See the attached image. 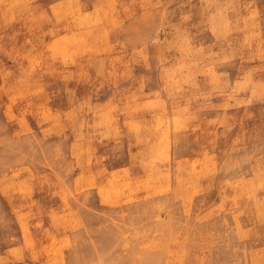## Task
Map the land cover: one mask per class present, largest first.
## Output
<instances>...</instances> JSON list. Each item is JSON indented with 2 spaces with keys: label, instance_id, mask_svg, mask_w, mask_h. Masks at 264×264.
<instances>
[{
  "label": "rangeland",
  "instance_id": "rangeland-1",
  "mask_svg": "<svg viewBox=\"0 0 264 264\" xmlns=\"http://www.w3.org/2000/svg\"><path fill=\"white\" fill-rule=\"evenodd\" d=\"M263 198L264 0H0V264H264Z\"/></svg>",
  "mask_w": 264,
  "mask_h": 264
},
{
  "label": "bare ground",
  "instance_id": "bare-ground-1",
  "mask_svg": "<svg viewBox=\"0 0 264 264\" xmlns=\"http://www.w3.org/2000/svg\"><path fill=\"white\" fill-rule=\"evenodd\" d=\"M50 20V19H49ZM56 37V36H55ZM64 44V43H63ZM122 57V56H121ZM109 66V65H108ZM146 68V67H145ZM135 86V85H134ZM208 90V89H207ZM156 91V90H155ZM177 99V98H176ZM209 102V101H208ZM155 104L157 103V102H154ZM161 106V105H160ZM93 112V111H92ZM188 118V117H187ZM27 125V124H26ZM62 125V124H61ZM175 128V127H174ZM163 129V128H162ZM165 129V128H164ZM49 130H50V128H49ZM51 131V130H50ZM61 132V131H60ZM162 133V132H161ZM53 134V133H52ZM215 137V136H214ZM163 140V139H162ZM168 141V140H167ZM165 144V143H164ZM224 153V152H223ZM169 156V155H168ZM167 160V159H166ZM240 163V162H239ZM80 165V164H79ZM233 172V171H232ZM79 179V178H78ZM166 196V195H165ZM264 199V198H263ZM181 201V200H180ZM68 203V202H67ZM216 203V202H215ZM5 204V203H4ZM69 204V203H68ZM110 204V203H109ZM68 207V206H67ZM255 210V209H254ZM201 214V213H200ZM136 222V221H135ZM4 232V231H3ZM62 240V239H61ZM63 244H64V242H63ZM263 244V243H262ZM251 249V248H250ZM243 255V254H242Z\"/></svg>",
  "mask_w": 264,
  "mask_h": 264
}]
</instances>
